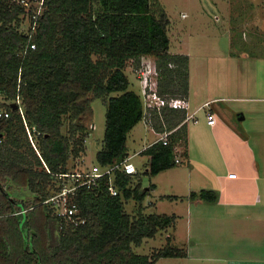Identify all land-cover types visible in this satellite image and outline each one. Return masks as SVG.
I'll return each mask as SVG.
<instances>
[{
    "label": "trees",
    "instance_id": "obj_1",
    "mask_svg": "<svg viewBox=\"0 0 264 264\" xmlns=\"http://www.w3.org/2000/svg\"><path fill=\"white\" fill-rule=\"evenodd\" d=\"M167 27L151 0H0V97L6 101L0 109L9 113L0 118V264H156L182 256L170 243L150 256L133 252L175 221L143 213L149 190L132 186L139 173L114 171L115 196L105 179L80 190L74 201L85 223L76 228L60 230L51 209L41 205L57 189L55 175L68 171L70 161H82L93 131L92 101L106 108L96 165L128 158L127 134L144 118L142 97L129 90V61L155 58L158 96L187 97L188 57L168 53ZM17 102L22 114L10 107ZM176 111L152 113V127L176 129L184 118ZM182 128L167 145L153 143L141 152L149 158L144 174L174 168ZM189 199L213 204L217 194L202 189ZM129 200L136 204L132 215L125 211Z\"/></svg>",
    "mask_w": 264,
    "mask_h": 264
},
{
    "label": "rangeland",
    "instance_id": "obj_2",
    "mask_svg": "<svg viewBox=\"0 0 264 264\" xmlns=\"http://www.w3.org/2000/svg\"><path fill=\"white\" fill-rule=\"evenodd\" d=\"M262 1L151 0L152 8L162 11L168 21V53L190 58L186 73L191 109H196L204 100L214 96L228 98L225 102L217 103L222 108L219 113L215 112L217 132L212 133L203 127L200 117L206 119L205 108L197 116L201 123L194 125L190 121L185 133L186 141L184 138V142L177 144L175 150H178L176 155L180 163L175 162L174 168L156 176L144 174L146 166H149L148 156L134 154L154 141L159 142L162 132H157L143 119L127 134L126 147L130 162L140 175L132 186L138 183L141 189L153 187L141 203L143 213L175 217L172 226L160 231L152 239H145L141 246L132 247L134 253L150 256L170 243L182 254L178 258L160 259L156 264H230V261L249 257L244 249L246 244L258 246L259 259H264V234L257 238L243 237L240 216L236 230L226 226L222 203L227 171L238 173L246 170L255 173L252 177L257 179L264 191V65L261 61L256 63L257 55L264 56V26H261L264 14H257L261 11L259 5ZM245 18H249V23ZM26 29L27 22L22 27V30ZM244 53L250 56V65L247 67L246 60L242 58ZM225 56L239 61L238 67H233L236 61L231 65L229 62H217L216 58ZM141 64H146L152 71L156 90L159 77L155 58H142L139 64L129 61L125 67L129 90L140 96ZM4 103L6 101L0 97V106ZM91 109L94 130L86 138L81 165L77 167V160H72L69 167L75 166L71 170L91 169L96 164L95 155L102 146L105 104L99 99L94 100ZM240 116L243 120H239ZM150 128L155 134L157 132V137ZM31 145L35 148L33 140ZM185 147L187 153H184ZM202 189L213 190L217 194L218 201L213 208L198 202L195 205L199 206L195 208L189 199L191 193ZM263 195L259 194L258 202L264 201ZM135 207V202L129 200L125 204V211L132 215ZM210 212L213 218L203 221L202 217L210 216ZM193 242L197 247H194Z\"/></svg>",
    "mask_w": 264,
    "mask_h": 264
},
{
    "label": "built area",
    "instance_id": "obj_3",
    "mask_svg": "<svg viewBox=\"0 0 264 264\" xmlns=\"http://www.w3.org/2000/svg\"><path fill=\"white\" fill-rule=\"evenodd\" d=\"M40 6V5H39ZM40 13V7L37 12L32 16L33 20H36L37 15ZM33 48V46H31ZM144 60V59H143ZM152 71L146 67V64H141L139 78L141 83V97L143 99L144 118L149 124H151L150 116L152 113L160 114L163 109L173 110H184L187 111V103L185 100L171 99L166 100L158 96L156 90V82L153 81ZM17 109L22 114V110L17 102ZM209 107V103L204 104L198 110H205ZM194 113H185V119L183 124L192 121L196 123L197 120L194 117ZM9 113L0 109V118H8ZM206 122L210 126H214L216 123L215 116L210 112L209 109L205 111ZM26 126V124H24ZM182 125V124H181ZM90 128L94 130V125L91 124ZM28 137L32 143V138L29 129L26 127ZM172 131H164L160 134L158 141L162 145L168 144V137ZM179 162L178 160L175 161ZM82 161L77 159V167L81 165ZM46 168V167H45ZM74 168L68 167V171L58 173L55 175L57 181V189L51 195H49L41 205L47 206L51 209L53 216L59 221V229L62 230L64 227L76 228L85 223V220L79 216V210L74 198L80 190H90L99 184L103 179L107 181L108 191L112 196L117 195V190L114 188V177L113 173L116 170H121L126 175L134 176L138 173L137 168L130 162L129 158H126L122 162L115 164L111 167L102 168L98 165L92 166L91 169L82 168L71 170ZM46 171L49 170L46 168ZM229 179H235L234 173L228 174ZM22 211L21 213H24Z\"/></svg>",
    "mask_w": 264,
    "mask_h": 264
},
{
    "label": "crops",
    "instance_id": "obj_4",
    "mask_svg": "<svg viewBox=\"0 0 264 264\" xmlns=\"http://www.w3.org/2000/svg\"><path fill=\"white\" fill-rule=\"evenodd\" d=\"M259 9H261V11L257 14H261V13L264 14V0L259 5ZM257 10L258 9L256 8L255 11L257 12ZM249 12H251V10H249ZM246 21H247V23H249V18H247ZM261 26L262 27L264 26V19H263V21H261ZM263 36H264V34H263ZM262 40H264V39H262ZM242 58H244V60H246V62H247V63H245V67L249 66L250 65V62H249L250 56H248L247 53H244V54H242ZM216 59H217L218 63L219 62L220 63H225V62L228 63L229 62L230 65L232 63L237 62V64H233L234 65L233 67H236V68L238 67V65L240 63L239 61H236L235 59L230 58L228 56H225L223 58L218 57ZM256 60H257L256 63L258 61H261V63H263V65H264V56H262V55L258 56L257 55ZM189 65H190V58L188 57V68H189ZM189 89H190V85L188 87V95L184 99L185 102L187 103V107H188L187 111L177 110L176 112L181 114V115L184 114L183 121L185 119V113L186 112L189 114L195 112L194 117L197 120V122H196L197 124H195L193 122L192 123L194 125H198L199 123L202 122V124L204 125L203 127H207L208 130H210V132L216 133L217 129L215 130V128L217 127V120H216V123L214 126L208 125L206 122V119H204L203 116L200 117V119L201 120L203 119L204 121L203 120L201 121L197 116L200 112H202V110H198V109L201 106H203L204 104L209 103V107L206 109H209L210 112L215 116V112L219 113L222 110L221 105H218L217 103L225 102L226 99H228V98H226V97H215L214 96L212 98L204 100L200 106H197L196 109L193 110V109H191L192 107L190 104L191 98H190ZM232 100H235V99H232ZM215 119H216V117H215ZM239 120H243V117L240 116ZM183 121L181 123L183 125L182 131L185 134L186 129H188V123L190 121H188L184 124H183ZM181 124L176 129H178L180 126H182ZM205 125H207V126H205ZM151 132L157 137V132H156V134L153 130ZM184 138L186 141L185 135H184ZM182 142H184V139L182 140ZM150 145H152V143L149 144L147 147H145L143 150L148 148ZM175 149H177V145H176ZM141 152L135 153L134 155L141 154ZM177 152H178V150H175V160H178L177 155H176ZM184 153H187L186 147H185ZM128 158L130 159L129 156H128ZM225 162H224V164H225ZM177 163H180V161ZM138 173H139V171H138ZM231 173H234L236 175L235 179H229L228 178V174H231ZM253 174H255V173H253ZM253 174L248 173L246 170L239 171L238 173H236L235 171H227L226 175L224 176V182L226 184V186L224 188V194H225L224 200H223L224 202H222L220 200L224 205V210H225V214H226V222H225L226 226H228L229 228L231 227L232 230H236V227L238 225L237 219L240 216L241 217V220H240L241 221V225H240L241 226V235L243 237H249V238L250 237L257 238V237H260V234H264V227H263L264 226V201L261 200L260 202H258L259 194L261 193V195H263L264 191H263V189H261L260 185H258L257 179L252 177ZM150 189H148V190H150ZM262 198L264 199V195ZM191 202L195 206V208H197L199 206V205H195V204H197V202L200 203L199 201H193V200H191ZM215 204L216 203L205 204V205H208L209 207L213 208V206ZM238 209H242V211H238ZM211 213L212 212H210V216L207 215V216L202 217L203 221H209V219L213 218V214H211ZM230 218L232 219V222L235 223V227L233 226V223L231 222ZM262 228H263V230H262ZM246 240H247V238H246ZM249 240L250 239H248V241ZM193 244H195V242H193ZM196 245L197 244H195L194 247H197ZM234 247L236 248L237 245H234ZM257 247L258 246H252V245L246 244L244 249H245L246 253L249 254L248 255L249 257H247L245 260L230 261V264H264V259H259L260 251L258 250ZM262 254L264 255V253H262Z\"/></svg>",
    "mask_w": 264,
    "mask_h": 264
},
{
    "label": "water",
    "instance_id": "obj_5",
    "mask_svg": "<svg viewBox=\"0 0 264 264\" xmlns=\"http://www.w3.org/2000/svg\"><path fill=\"white\" fill-rule=\"evenodd\" d=\"M10 107H11L12 110H16L17 109V106L15 104H11Z\"/></svg>",
    "mask_w": 264,
    "mask_h": 264
},
{
    "label": "bare ground",
    "instance_id": "obj_6",
    "mask_svg": "<svg viewBox=\"0 0 264 264\" xmlns=\"http://www.w3.org/2000/svg\"><path fill=\"white\" fill-rule=\"evenodd\" d=\"M195 124H197V123H195ZM205 124V123H204ZM205 126H207V125H205ZM205 128V127H204ZM207 128V127H206ZM195 131V130H194ZM191 134H193V133H191ZM213 150V149H212ZM214 153V152H213ZM205 156V155H204ZM207 159V158H206Z\"/></svg>",
    "mask_w": 264,
    "mask_h": 264
}]
</instances>
